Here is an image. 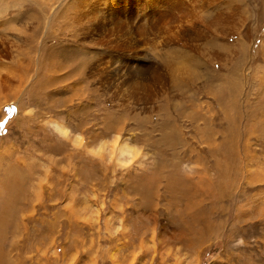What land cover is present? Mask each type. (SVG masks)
Here are the masks:
<instances>
[{
  "label": "rangeland",
  "instance_id": "obj_1",
  "mask_svg": "<svg viewBox=\"0 0 264 264\" xmlns=\"http://www.w3.org/2000/svg\"><path fill=\"white\" fill-rule=\"evenodd\" d=\"M0 264H264V0H0Z\"/></svg>",
  "mask_w": 264,
  "mask_h": 264
}]
</instances>
